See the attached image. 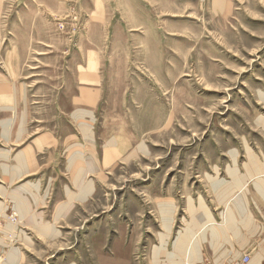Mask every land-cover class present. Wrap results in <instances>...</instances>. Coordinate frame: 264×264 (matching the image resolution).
Here are the masks:
<instances>
[{"label": "rangeland", "instance_id": "374dc122", "mask_svg": "<svg viewBox=\"0 0 264 264\" xmlns=\"http://www.w3.org/2000/svg\"><path fill=\"white\" fill-rule=\"evenodd\" d=\"M79 71L98 77L92 127L100 160L108 139L126 140V149L95 177L89 201L92 183L75 182L76 202L85 203L56 225L61 214L27 224L4 207L0 264H126L124 256L129 264H231L243 256L255 264L264 234L244 247L223 240L219 229L239 213L227 204L223 211L213 186L236 178L227 167L243 175L250 159L263 171L255 190L264 198V168L252 161L264 166V0H0V83L22 87L29 127L49 131L54 154L66 147L58 130L69 131L65 116L88 84L72 83ZM10 117L0 112V122ZM65 158L21 180L52 176V193L61 195ZM190 200H200L208 226L201 215L196 225Z\"/></svg>", "mask_w": 264, "mask_h": 264}, {"label": "crops", "instance_id": "0c3cea01", "mask_svg": "<svg viewBox=\"0 0 264 264\" xmlns=\"http://www.w3.org/2000/svg\"><path fill=\"white\" fill-rule=\"evenodd\" d=\"M79 73L81 76L77 75V81L74 79L72 83L79 84L80 86L81 82L86 80L83 84H88L83 85L78 90V95L75 96L72 101L74 104V107L73 105L71 106V108L73 107V111L68 118L65 116V119L68 122L69 131L66 129L62 131L58 130L60 131L58 134L61 136V139H66L65 142L67 144L63 150H57L56 154L50 152L55 144L49 139L50 136L47 137L50 133L48 134L46 132L49 131L46 129L42 133H36L29 127L30 122H28V119L30 118V115L26 108L25 97L23 93H20L22 87L16 85L15 81L0 83V99L6 100L5 103L0 105V112L12 114V118L10 117L11 119L8 118V120L0 122V139L4 142L0 148V178H2V181L0 180V218L4 221V226L9 208L16 212L22 223L27 224L31 223V219L40 222L41 225L53 223L55 217L61 214V217L55 222L56 225L67 216L71 215L76 208L85 203L76 202L79 196V190L75 187V182L78 181V183H81L82 179L84 182L88 181L92 183V195L86 200V202L89 201L95 194L97 184L95 177L100 174L103 168L110 167L116 161L117 157L119 155L121 156V153L126 149L127 143L125 139L123 145L119 143L118 140L108 139L104 143V146H102L104 157L100 160V146H97L96 144V133L93 131L94 129L92 127L94 110L100 98V90L97 89L98 77L95 72L89 73L85 78L83 77L85 74L82 71H79ZM9 92L11 94H8ZM9 100L10 102L12 100V105L9 103ZM79 110L90 112L91 117L88 115H85L82 118L78 117L77 112ZM66 113L67 112H64V115H66ZM4 123L7 124L6 135ZM18 124L22 126L20 131L17 129ZM84 124L87 126L88 131H83ZM84 134L86 138H84ZM88 136L90 137L88 138ZM78 151L85 153L82 155L83 157L76 156V152ZM42 154H45L43 159L40 158ZM59 154L61 156L66 154V164L63 169L66 178L63 177L66 183L60 184L61 195L57 196L55 192L52 193V187L54 184V178L52 176L47 175L44 178L39 177L34 181L21 180L23 178L32 177L37 173H42L48 166H53V162H60L58 159ZM71 162L73 163L72 167H70ZM250 163L251 161L248 159V163L244 164L243 169L246 172H244L243 175L239 173L238 168H236L235 165L233 166L236 168V171L234 168L227 167V172L235 174L236 178L234 175H229L230 182H219L215 183V186H213L217 204L223 206V211L227 204L232 208L236 207L240 214L235 213L233 210L232 218L235 220V223L231 224L229 223V220H226L225 228L219 229L220 232L225 230V238H223V240L228 243L233 241L231 246L238 245L239 247H244L249 244L251 240L255 241L257 238L260 239L264 234V198L256 191V181L262 176L258 174L263 171L251 168ZM77 167H81L85 170L79 173ZM90 169L92 170L90 171ZM60 176L62 177L61 172ZM237 176H240V178L238 179ZM215 178L216 177H211V180L214 181ZM16 182L21 184H18L8 191V187ZM5 183L7 186H5ZM26 183L29 184L30 188H21V186H24ZM225 184H228L229 186H225ZM2 189L5 192L4 194L1 193ZM234 192L236 196L230 202L228 200L229 196ZM12 195L14 200L11 199L13 198ZM236 199H238L237 202ZM190 201L191 205L193 207L195 206L193 215L196 220V225L201 227L197 218L198 215H201L203 218L202 220H205V223L207 221L206 224L208 226V220L204 212L196 209L199 207L200 200L196 204L192 200ZM202 202L211 213L205 202L203 200ZM66 204L70 206L67 211L64 210L65 207L62 208ZM4 207H8L5 214L3 213ZM20 207L22 208L21 213L18 210ZM251 208H254L256 213H253ZM248 213H250V217H248ZM256 215H258L259 218H257ZM47 216L52 217L51 221H47ZM241 218L246 219L244 224L241 222L238 224V221ZM233 226H235V228H232ZM236 227H238L237 232L234 231ZM56 228L59 230L58 227ZM207 230L210 232V228H207ZM205 242L208 243L206 237L204 238V242L200 244V248L203 249ZM254 245L258 248V251L253 254L254 258L252 262L255 264H262L264 263V244L260 245L254 243ZM222 259L223 257L215 258L217 261H221ZM199 261H203L202 251L198 262ZM124 262L129 264L131 261L124 256Z\"/></svg>", "mask_w": 264, "mask_h": 264}, {"label": "built area", "instance_id": "2783aa9c", "mask_svg": "<svg viewBox=\"0 0 264 264\" xmlns=\"http://www.w3.org/2000/svg\"><path fill=\"white\" fill-rule=\"evenodd\" d=\"M231 264H251V259L249 256H243L233 261Z\"/></svg>", "mask_w": 264, "mask_h": 264}, {"label": "bare ground", "instance_id": "6f19581e", "mask_svg": "<svg viewBox=\"0 0 264 264\" xmlns=\"http://www.w3.org/2000/svg\"><path fill=\"white\" fill-rule=\"evenodd\" d=\"M255 155V154H254ZM252 161L255 163V164H259V166H261L262 168H264V166L262 165L263 163H262V161H260L259 159H258V156H253V158H252ZM203 209V208H202ZM207 212H208V210H207Z\"/></svg>", "mask_w": 264, "mask_h": 264}]
</instances>
